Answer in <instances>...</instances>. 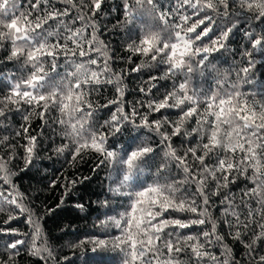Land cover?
I'll list each match as a JSON object with an SVG mask.
<instances>
[{
  "label": "trees",
  "instance_id": "16d2710c",
  "mask_svg": "<svg viewBox=\"0 0 264 264\" xmlns=\"http://www.w3.org/2000/svg\"><path fill=\"white\" fill-rule=\"evenodd\" d=\"M35 2V0H33ZM87 2V0H85ZM159 3L165 10L175 5V0H159ZM73 4H80V0H72V3H65L64 0H48V4L41 3V11L33 12V18L36 15H43L44 10L68 9V15L61 17L65 23L75 29L85 28V38L89 39L93 35L92 23H95L96 39L91 47H100V51H90L85 57L79 56V49L71 41L68 42L70 49H75L76 55L71 51L68 55H59L57 58V68L51 70V65L46 64L45 68L49 71V80H58L66 76V70H73L71 63L65 64V60H87L97 59V65H90L94 70L103 67L105 60L109 70L102 72L98 77L99 83L94 80L81 85L85 93L84 99L91 102L92 107L82 104L81 108L71 111L61 112L59 105L49 103L47 110L43 108V103L24 104L21 102L18 106L9 104L11 111L7 113V119L0 125V163L6 164L8 170L12 173L11 181L15 185L16 192L20 194L19 202H22L28 210L20 213L14 205L0 203V226L13 227L18 232L24 234L21 237H0V262L6 264H45V261L31 254V246L34 234L33 224H29L27 218L31 216L35 226L39 228V235L35 244L39 248H46L48 251L43 255L47 257V264H97L94 258L104 257L106 264H121L123 254L118 249L111 248V243L115 236L120 235V230L111 223V217L116 213L124 212L129 207V197L118 195L114 189L122 176L121 171L101 164L104 157L95 151L90 145L81 148L76 152L79 146V137L76 135L75 128L80 127V118L83 112L91 111L92 116L88 118L86 128L91 129L97 134L103 133L106 137V147L111 148L114 143L128 144L133 137H137L136 145L143 143L150 144L158 153L156 164L158 165L164 158V153L168 151L167 144L161 142V137L154 130L150 131L146 127L133 128L125 123L123 131L115 136L111 135L106 121H110L117 107L122 106L125 113H131L133 107L136 108L140 116L147 114L149 122L159 119L162 121L161 131L171 133V127L168 122L178 120L182 110L192 105L187 102L177 108H165L160 112H151L147 107L150 100H159L166 93L171 92L174 86L184 80L182 75L160 79L163 76L167 65L161 63L163 56L152 61L150 56H142L131 53L127 49L130 38H135L140 31L141 26H152L163 28L164 25L158 19L151 17H140L131 24L125 23L124 0H104L101 11L92 16L88 9L82 6L73 7ZM25 8L27 3L23 4ZM189 11H191L189 9ZM84 15L86 19L81 21L78 16ZM196 19V18H194ZM56 21H49V24L55 26ZM48 27V25H45ZM199 30V29H198ZM244 28L235 31L226 43V47L212 53L205 66H202L204 75L199 72L189 73L191 77L188 84L189 94L196 93L197 113L191 118H187L181 126V134L171 138V146L175 149L177 155L183 156L188 153L189 148H196V154L202 155L203 150L200 145L206 143L210 135L211 122L214 117L205 112L206 101L202 99L205 94L217 92L223 94L225 91H240L249 99H259L264 95V64L257 62L248 73L251 82H245L244 74L241 69L246 65L248 57L244 56L245 48L249 46V41L244 35ZM63 32V28H61ZM166 35V33H165ZM194 35V34H190ZM55 42V38H51ZM207 38H205V41ZM63 38L61 43H63ZM102 42V45H101ZM200 43V42H197ZM89 46L85 44L87 49ZM11 41H0V98L7 94V81L3 77L10 73L16 75L13 79L30 71V68H21L23 58L20 60H7L10 54ZM46 60L50 59L45 57ZM198 59V58H196ZM255 59V54L253 56ZM139 64H147L150 67H142L139 72L131 71ZM208 64L213 65L208 68ZM150 75L158 77L151 81L155 84L151 93L147 95L141 92L143 87H150L146 83ZM119 76V79H117ZM111 78V82H109ZM220 81V83H217ZM232 85H237L233 88ZM120 89L118 91L117 89ZM117 103H110V101ZM171 103V101H170ZM2 106V105H0ZM17 107L19 110H17ZM211 111V110H209ZM69 115L71 119H69ZM28 119L25 120L24 117ZM140 116L136 117L137 122ZM166 118V120H165ZM64 123H61V121ZM200 121V125L197 124ZM208 122L205 123L204 121ZM27 128V132L24 131ZM193 128H199L197 132H191ZM17 133H20L17 135ZM190 133V135L188 134ZM203 134V139H201ZM7 140H4V137ZM29 137H36L35 149L30 164L25 163L27 155L25 146L29 143ZM85 135V139H89ZM82 142V141H80ZM223 143V142H222ZM58 148H63L58 152ZM261 155V171H264V153L257 150ZM244 156L239 149L235 153L225 150L224 147H217L213 152L205 157V164L214 166L218 158L231 159L233 163H239ZM168 167L160 173L159 178L155 176L156 167L146 168L141 176L140 183L134 182V188L152 184L159 179L160 183H170L179 189L175 193L179 199L181 197L194 198L201 208H206L207 213L204 217V225H192L189 228L165 229L168 231H178L179 235H195L199 237L200 243L205 244L204 251H207L216 257L213 261L210 257H204L199 264H217L219 261H227V264H253L249 258L248 249L245 244L251 243L254 236L261 231L259 225L264 223V205H261L259 197L256 195H244L249 189L256 185L250 177L255 173V169L248 167L246 172L239 173L233 170L229 175V180L234 182L227 187H221L218 194H213L216 181L207 176L205 180L204 192L209 198L207 205L203 204V197L198 191V183L191 179V175L184 173L182 167H178V161L167 158ZM186 163L190 167V172H197V169L203 166L193 159L191 153L187 154ZM245 165H241L243 168ZM217 173V176H221ZM188 177L186 180L185 177ZM200 179V173L197 172V180ZM75 181V183H73ZM5 189L9 186L5 185ZM7 194V191L5 192ZM15 195V193H13ZM225 196L231 201V205L224 200ZM108 201L107 207L104 201ZM83 205V208L77 207ZM228 208L226 214L224 209ZM114 210L109 212V210ZM251 209L253 215L251 218L248 212ZM51 210V211H50ZM235 211L240 220L248 223V227L242 225L236 226V217L231 215ZM13 213L17 219L11 221L10 225H5L8 215ZM107 214V215H106ZM164 216L179 217L182 219L197 218L194 214L184 211L168 209ZM229 220L233 226L226 224ZM216 224V235L222 237L216 240L215 236H210L212 243L209 245L201 235L204 231H212V222ZM239 230L241 235L237 239L235 232ZM22 238L26 244L20 246L18 254L12 256L10 253L14 250L6 249L4 244L9 239ZM104 239L108 241L109 247L98 249L93 253L92 241ZM192 243V242H189ZM184 251L180 253L173 252L176 264H196L197 258L193 256L191 249L181 243ZM255 249L254 256L264 255V238L253 245ZM49 252L51 255H49ZM167 250H164V257H167Z\"/></svg>",
  "mask_w": 264,
  "mask_h": 264
},
{
  "label": "snow or ice",
  "instance_id": "6c2138e0",
  "mask_svg": "<svg viewBox=\"0 0 264 264\" xmlns=\"http://www.w3.org/2000/svg\"><path fill=\"white\" fill-rule=\"evenodd\" d=\"M25 2L28 5L27 8L23 6ZM64 2L72 3V0H64ZM41 3L47 5L48 0H35V2L33 0H0V41H11L10 54L6 59L11 61L23 58L21 68L31 69L16 79H13L15 73L3 77L7 81L8 87L7 94L0 98V105H2L0 106V125L4 124L7 113L11 111L9 104L18 106L21 102L28 105L44 102L42 106L47 110L51 102L58 104L61 112L68 111L69 113L76 109H79L80 112L83 111L82 104H87L88 108H91V102L84 99L85 93L82 90H77L81 89L82 84L93 80L99 83L98 77L101 73L109 70L107 60L99 70L90 67V65H97L96 58L80 61L65 60V64L71 63L73 70H66V76L60 77L58 80H49L50 73L45 68L46 64H50L51 70L55 71L59 55L67 56L69 51L73 56L76 55L75 49L69 48V41L79 49L80 57H85L90 51H100V47H91L96 39L94 22L91 25L93 35L86 39L84 27L73 29L63 19H60L68 15V9L63 11L45 9L43 15H36L33 18V12L41 11ZM103 3L104 0H87V2L80 0L79 5L73 4L72 6H82L88 9L92 16H95L97 12L101 11ZM124 12L126 24H131L138 18L146 16L154 20L158 19L164 25L163 28L142 25L139 34L135 38H130V42L127 44L128 51L142 56H150L152 61H157V58L162 55L163 59L160 62L166 64L167 68L163 76L159 77L160 79L177 75L184 77V80L178 86H174L171 92L166 93L159 100L148 101L146 107L151 112H160L165 108L180 107L186 102L192 106L182 110L178 120L168 122L172 129L171 133L161 131V120L156 119L149 122L148 115L140 116L135 107L131 113H125L122 106L117 107L116 112L119 113V116L114 113L111 120L105 122L113 136L124 130L125 123L136 129L146 127L150 131L154 130L158 133L161 142L166 143L168 148L158 165L156 164L158 153L150 144L142 142L133 147L137 139V137H133L128 144L114 143L111 148L106 147L107 141L103 133L97 134L85 127L92 112L86 111L81 115L80 127L75 128L76 135L79 137V146L76 152L79 153L81 148L90 145L104 157L100 161L101 164L106 163L118 168L122 176L114 191L120 196L129 197L128 209L111 217V223L120 230V235L114 237L111 248L118 249L123 254L121 264H176L172 254L184 251L181 243L191 249L193 256L197 258L196 264H199L200 260L206 256L216 261L214 255L203 250L205 244L200 243L199 237L191 234L181 236L178 231L165 232V229L169 228L182 230L192 225H204L206 223L204 219L207 213L206 208L202 209L194 198L181 197L178 199L175 193L179 189L174 184L160 183L157 179L152 184L141 186L137 190L134 188V182L139 184V178L144 175L145 169L153 166L156 167L155 176L159 178L160 173L168 167L167 158L170 157L172 160L178 161V167H182L184 173H190L191 179L198 183V191L203 197V204L207 205L209 198L204 192L207 176H211L216 181L213 192L215 195L218 194L221 187H227L229 183L234 182L235 177H233V181L229 180V175L233 170L243 173L247 171L248 167H252L255 169V173L250 179L256 187L249 189L244 195H256L259 197L258 202L264 205V171H261L262 157L257 152L259 149L261 153H264V95L259 99H249L240 91H225L223 94L213 92L202 97L206 101V114L213 116L214 120L211 122L207 142L200 145L203 154L198 156L196 148L188 149V153H191L193 159L203 166L197 169V172L200 173L199 180H197V172H190V167L186 163L188 153L183 156L177 155L171 146V138L181 134V126L185 120L197 113V94L188 92V84L191 79L188 74L199 72L203 76L202 66H205L209 61L212 53L226 47L229 37L235 31L244 28V35L249 41V46L244 51V56L248 57V60L241 69L245 82H251L248 73L257 62L264 64V0H175V5L167 10L163 8L159 0H124ZM77 19L84 21L86 17L80 15ZM49 21L57 23L53 26L49 24ZM61 28H63V32H61ZM53 37L55 42L51 40ZM62 38L63 43H61ZM205 38H207L206 41ZM85 44L89 46L87 49ZM254 54L255 59H253ZM45 57L50 59L46 60ZM2 62L0 61V63ZM142 67H150V65L139 64L131 71L139 72ZM212 67L213 65L208 64V68ZM157 79V76L150 75L146 81L150 87L147 89L142 87L140 91L146 95L151 93L152 88L156 86L151 84V81ZM109 82H111V78H109ZM232 87L236 88L237 85H232ZM117 90L120 91L119 88ZM110 103H117V101L113 100ZM17 110H19L18 107ZM137 116H140L139 122L136 120ZM24 119L27 120L28 117L25 116ZM69 119H71L70 115ZM61 123L64 121L62 120ZM197 124L200 125L199 120H197ZM199 130V128H193L191 132ZM24 131L27 132V128H24ZM19 134L17 133V135ZM86 134L89 135V139H85ZM188 134L190 135V133ZM7 139L5 136L4 140ZM28 139L29 143L25 146L26 164L31 163L36 144V137ZM201 139H203V134H201ZM217 147H224L225 150L233 153L239 149L244 153V156L239 163H233L228 158H218L214 166L205 164V157ZM57 151L62 152L63 148H58ZM242 164L245 165L243 168H241ZM218 172L222 174L219 177L217 176ZM205 173L207 176L204 175ZM11 175L6 164L0 163V203L14 205L20 213H23L28 210L22 202H19L20 194L16 192L15 185L10 179ZM185 179L187 180L188 177L186 176ZM5 185H8L9 188L5 189ZM6 191L7 194H5ZM224 200L231 205L227 196ZM104 205L107 207V200L104 201ZM77 207L83 208V205H77ZM168 209L180 212L188 211L197 218L182 219L164 216ZM113 211L109 210V212ZM224 212L227 214L229 209H224ZM231 215L236 217V226L242 225L244 228L249 226L248 223L240 220L234 210L231 211ZM252 215L250 209L249 218ZM15 219L17 216L10 213L4 224L10 225L11 221ZM27 221L34 227V234L31 237L33 240L31 254L47 264V257L43 253L48 250L39 248L35 244L39 228L35 226L31 216L27 218ZM225 223L233 226L229 220H226ZM259 227L260 233L254 236L251 243L245 244L253 264H264V255L254 256L253 245L264 238V223ZM215 233L216 224L213 221L212 231H204L201 235L210 245L212 241L207 239L208 237L215 236L216 240L222 239ZM23 235L13 227L0 226V237H21ZM240 235V231L237 230L235 237L238 239ZM92 243L93 253L98 249L109 247L108 241L104 239H97ZM25 244L26 241L22 238L7 240L4 247L14 250L10 253L9 260L12 256L17 255L20 246ZM165 249L168 253L167 257H164ZM49 255H51L50 252ZM94 259L97 264H106L104 257ZM0 264H6V262H0ZM217 264H227V261H219Z\"/></svg>",
  "mask_w": 264,
  "mask_h": 264
}]
</instances>
